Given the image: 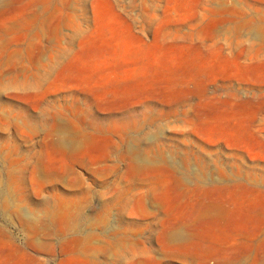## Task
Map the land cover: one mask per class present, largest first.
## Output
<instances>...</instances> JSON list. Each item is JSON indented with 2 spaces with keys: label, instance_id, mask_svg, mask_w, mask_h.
Segmentation results:
<instances>
[{
  "label": "rangeland",
  "instance_id": "374dc122",
  "mask_svg": "<svg viewBox=\"0 0 264 264\" xmlns=\"http://www.w3.org/2000/svg\"><path fill=\"white\" fill-rule=\"evenodd\" d=\"M0 264H264V0H0Z\"/></svg>",
  "mask_w": 264,
  "mask_h": 264
}]
</instances>
